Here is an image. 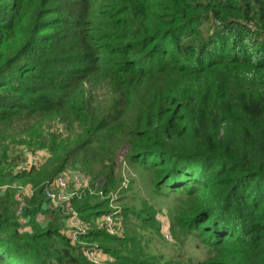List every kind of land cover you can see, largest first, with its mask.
Returning <instances> with one entry per match:
<instances>
[{
  "label": "trees",
  "instance_id": "16d2710c",
  "mask_svg": "<svg viewBox=\"0 0 264 264\" xmlns=\"http://www.w3.org/2000/svg\"><path fill=\"white\" fill-rule=\"evenodd\" d=\"M95 74L111 95L98 108L85 97ZM56 118L68 133L45 126ZM18 136L48 154L13 171L0 147V261L95 264L45 195L79 165L102 193L70 200L80 238L104 264H161L138 234L96 223L117 183L113 164H93L126 147L153 189L182 197L177 221L207 253L197 264H264V0H0V140ZM13 182L33 187L20 213ZM149 208L137 217L161 229Z\"/></svg>",
  "mask_w": 264,
  "mask_h": 264
},
{
  "label": "rangeland",
  "instance_id": "374dc122",
  "mask_svg": "<svg viewBox=\"0 0 264 264\" xmlns=\"http://www.w3.org/2000/svg\"><path fill=\"white\" fill-rule=\"evenodd\" d=\"M109 41L110 40H101L100 46H104L103 51L106 50ZM113 41L117 43L118 40ZM85 86L87 87V94L85 97L87 96L88 101L92 103L94 108H98L99 104H108L110 102L111 95L107 91L106 79H102V76L99 74L91 76L90 80L85 82ZM65 125V122H60V120L56 118L45 126L58 133H68L65 129ZM20 137L21 136H18L15 141L0 140V147L6 144L9 146V159L11 160L16 157L15 164L10 165L13 171L21 167H26L36 161V163H38V160L44 159L48 154L45 148L30 149L27 142L19 141ZM126 151V147H121L120 149H116L112 162L107 160L106 157L104 161L93 164L96 168H103L105 164H113L117 187L108 194L100 196V199L109 197L105 202L106 208L109 209V211L117 210V213H119L123 206L126 205L130 211V214H126V216L122 214H113L112 221L109 224V233H116L119 235L138 234L140 237V251L147 254H157L158 263L178 264L177 261H182L183 264H197L198 261L203 260L207 256V253L198 237L187 235L179 225L181 222L179 223L177 221V215L180 213V209L177 210V207L181 204L182 197H177L179 194H175L172 191L162 193L153 189L154 178L150 170L143 169V167L139 165L130 164L126 156ZM66 170H77L85 178H88V180L91 178L79 165L70 166ZM7 186L8 185H4V188ZM9 186L15 188L20 203L24 201V196L31 194L33 190L31 185L17 182H13ZM92 187L94 192L90 194L98 195L95 186ZM145 204L150 206L151 209H154L153 216H151L154 223H157L154 216L157 212H160L164 219L168 221L169 233L171 235V238L168 239L169 241L163 238V231L161 229L153 227L148 223L146 224L142 222V219L137 217L136 211L144 208ZM48 205L58 211L60 216H64L67 225L66 216L68 213L65 207L63 205L52 206L49 202ZM72 206L76 209L73 202ZM76 210L80 214L78 209ZM40 217H43V221L46 219L43 214H40ZM91 243L95 244L93 241H91ZM105 257L107 258H102V264L107 262L108 256ZM0 264L8 263L0 261Z\"/></svg>",
  "mask_w": 264,
  "mask_h": 264
},
{
  "label": "built area",
  "instance_id": "2783aa9c",
  "mask_svg": "<svg viewBox=\"0 0 264 264\" xmlns=\"http://www.w3.org/2000/svg\"><path fill=\"white\" fill-rule=\"evenodd\" d=\"M0 189H4V185H0ZM86 191L88 193H93L94 189L89 183L88 178H85L77 170H65L60 172L55 176L52 183L45 186V195L48 202L52 206L63 205L68 213L66 221L71 240L80 244H85L86 248L84 253L86 257L95 264H102V256L98 246L91 242H85L80 238V234L88 229V224L70 204V200L73 197L81 196V193ZM98 192L102 194L100 191ZM22 204L23 202L18 206V213L21 212ZM116 212L117 210H110L106 214L102 215L96 220L97 225L110 232L109 224L112 221L113 214ZM156 219L160 222L165 238H171L168 221L164 219L160 212L156 213Z\"/></svg>",
  "mask_w": 264,
  "mask_h": 264
},
{
  "label": "clouds",
  "instance_id": "9594fccd",
  "mask_svg": "<svg viewBox=\"0 0 264 264\" xmlns=\"http://www.w3.org/2000/svg\"><path fill=\"white\" fill-rule=\"evenodd\" d=\"M258 57L257 56H253L252 57V62L255 64V63H257L258 62ZM254 76H255V73L254 72H252V71H249V72H247L246 74H245V77L248 79V80H252L253 78H254Z\"/></svg>",
  "mask_w": 264,
  "mask_h": 264
},
{
  "label": "crops",
  "instance_id": "0c3cea01",
  "mask_svg": "<svg viewBox=\"0 0 264 264\" xmlns=\"http://www.w3.org/2000/svg\"><path fill=\"white\" fill-rule=\"evenodd\" d=\"M24 228H25V229H28L29 227H28V226H25ZM104 257H105V255H104Z\"/></svg>",
  "mask_w": 264,
  "mask_h": 264
}]
</instances>
